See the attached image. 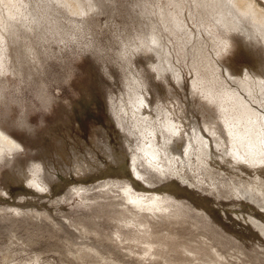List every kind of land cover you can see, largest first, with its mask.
<instances>
[{
	"label": "rangeland",
	"instance_id": "1",
	"mask_svg": "<svg viewBox=\"0 0 264 264\" xmlns=\"http://www.w3.org/2000/svg\"><path fill=\"white\" fill-rule=\"evenodd\" d=\"M244 1L0 0V264H264Z\"/></svg>",
	"mask_w": 264,
	"mask_h": 264
},
{
	"label": "bare ground",
	"instance_id": "2",
	"mask_svg": "<svg viewBox=\"0 0 264 264\" xmlns=\"http://www.w3.org/2000/svg\"><path fill=\"white\" fill-rule=\"evenodd\" d=\"M244 0H238L239 5L244 3ZM259 28V27H258ZM261 30V29H260ZM263 31V30H262ZM261 31V32H262ZM248 91V90H247ZM252 95V94H251ZM264 95V94H263ZM264 102V101H263ZM248 105V104H247ZM250 107V106H249ZM250 111V110H249ZM257 117V116H256ZM260 118V117H259ZM261 119V118H260ZM259 119V120H260ZM254 122V121H252ZM260 134V133H259ZM242 136V135H241ZM254 136V135H253ZM258 137V136H257ZM264 144V143H263ZM17 147L16 143L11 140L9 137L5 136L4 134L0 133V155L4 154L6 151H12ZM136 203L142 204L141 200H137ZM140 206V205H139Z\"/></svg>",
	"mask_w": 264,
	"mask_h": 264
}]
</instances>
